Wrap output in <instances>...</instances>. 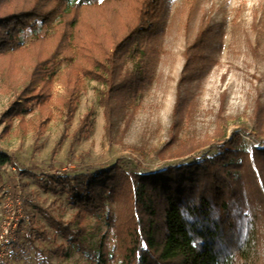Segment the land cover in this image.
<instances>
[{
  "label": "rangeland",
  "instance_id": "obj_1",
  "mask_svg": "<svg viewBox=\"0 0 264 264\" xmlns=\"http://www.w3.org/2000/svg\"><path fill=\"white\" fill-rule=\"evenodd\" d=\"M157 29L155 53L135 59L146 74L143 87L108 103L110 132L104 84L83 81L70 120L57 104L64 93L60 76L68 69L65 61L52 73L47 107L35 104L22 113L26 130L18 117L0 120V153L13 156L16 164L1 169L0 233L8 215L5 204L18 196L22 208L16 225L10 224L3 251L0 246V264H95L89 252L99 251L106 233L102 214L90 217L84 228L87 252L67 251L62 229L75 228L77 209L69 205L66 192L44 190L49 174L74 175L113 166L125 172H155L213 156L234 133L249 147H261L264 0H170ZM44 32L41 28L37 34ZM34 37L27 32L25 44ZM138 64L128 61L126 66L135 70ZM23 70L18 62L10 72L2 71L0 64V119L15 97ZM120 204H110L115 218ZM258 220L257 229L263 232L262 217ZM25 228H35L33 241L25 239ZM114 241L110 233L106 248Z\"/></svg>",
  "mask_w": 264,
  "mask_h": 264
},
{
  "label": "trees",
  "instance_id": "obj_2",
  "mask_svg": "<svg viewBox=\"0 0 264 264\" xmlns=\"http://www.w3.org/2000/svg\"><path fill=\"white\" fill-rule=\"evenodd\" d=\"M170 0H0L1 70L24 67L15 97L1 122L18 117L51 98L56 67L68 62L60 76L63 95L57 104L68 120L76 109L83 81L106 87V130L112 129V108L118 94L143 87L145 72L135 59L155 52L158 20ZM44 28V35L37 32ZM35 37L27 45L25 37ZM52 32V34L50 33ZM128 61L138 64L128 69ZM140 63V62H139ZM39 121V126L47 122ZM15 166L13 156L0 153L3 166ZM264 138L249 147L239 133L218 146V153L164 167L159 171L125 172L119 166L88 173L49 174L44 190L66 192L76 208V226L65 225L68 250L87 252L84 228L90 217L103 216L106 233L95 264H264ZM120 202L118 217L110 204ZM122 207V210H121ZM31 239L35 228H25ZM113 234L111 249L105 240Z\"/></svg>",
  "mask_w": 264,
  "mask_h": 264
},
{
  "label": "built area",
  "instance_id": "obj_3",
  "mask_svg": "<svg viewBox=\"0 0 264 264\" xmlns=\"http://www.w3.org/2000/svg\"><path fill=\"white\" fill-rule=\"evenodd\" d=\"M20 199L17 196L16 198L12 199L11 202L6 203L4 208L6 209L5 212L8 214L3 219V228L2 232L0 233V246L3 247L4 243L9 242L8 234L10 231V226L13 224V226L16 225L18 219L20 218V215L22 213V208L20 207ZM12 223V224H11ZM11 224V225H10ZM4 247L2 248L3 251Z\"/></svg>",
  "mask_w": 264,
  "mask_h": 264
}]
</instances>
